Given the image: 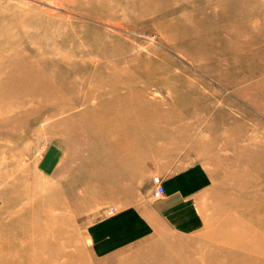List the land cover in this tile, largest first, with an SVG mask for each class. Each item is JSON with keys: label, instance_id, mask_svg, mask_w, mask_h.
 Listing matches in <instances>:
<instances>
[{"label": "rangeland", "instance_id": "rangeland-1", "mask_svg": "<svg viewBox=\"0 0 264 264\" xmlns=\"http://www.w3.org/2000/svg\"><path fill=\"white\" fill-rule=\"evenodd\" d=\"M0 42V264H264V0H0ZM188 170L183 234L152 192Z\"/></svg>", "mask_w": 264, "mask_h": 264}, {"label": "crops", "instance_id": "crops-1", "mask_svg": "<svg viewBox=\"0 0 264 264\" xmlns=\"http://www.w3.org/2000/svg\"><path fill=\"white\" fill-rule=\"evenodd\" d=\"M208 184L207 179L204 181L198 173L192 175L190 170L183 177L178 175L173 179L164 181L162 184L164 193L154 199L155 204L152 211L162 217L170 228L172 227L183 234L198 232L205 225L206 218L201 212L202 204L194 202L190 198H194ZM129 214L130 217L132 216L134 223L138 222L139 224L133 226L132 221H128L124 226L107 227L108 229L111 228L110 233L114 239L120 241L140 239L154 229L156 223L150 222L149 209L143 214V220L145 221L141 220L132 210L129 211ZM90 233L94 236L98 235L100 231L95 229Z\"/></svg>", "mask_w": 264, "mask_h": 264}, {"label": "bare ground", "instance_id": "bare-ground-1", "mask_svg": "<svg viewBox=\"0 0 264 264\" xmlns=\"http://www.w3.org/2000/svg\"><path fill=\"white\" fill-rule=\"evenodd\" d=\"M37 14V13H36ZM34 16V13H33V15H32V17ZM36 16V15H35ZM37 18V17H36ZM24 19V18H23ZM37 20V19H36ZM21 21V20H20ZM24 21V20H23ZM25 23V22H24ZM23 23V24H24ZM46 23V22H45ZM29 25V24H28ZM23 26V25H22ZM23 27H25V26H23ZM20 34V33H19ZM12 39V38H11ZM12 42V41H11ZM1 43V42H0ZM2 44V43H1ZM66 49V48H65ZM35 51V50H34ZM66 51V50H65ZM62 52H64V51H62ZM6 56H7V54H6ZM263 69V68H262ZM117 91V88L116 87H110L109 89H107V93H109V95H113V93L114 92H116ZM77 94V93H76ZM105 94V91H104V93H101V92H97L96 94H94L93 92H90L89 94H87L86 96H85V99L86 98H88V99H90V97H91V95H95V96H103ZM5 111V110H4ZM2 113H1V110H0V117H2V115H1ZM27 136V135H26ZM128 136V134L126 133V131L125 130H120L119 132H117L116 134H115V138L116 139H120L121 140V145H117L116 144V146H112V148H114V149H116V150H118V152L117 153H119V158L117 157V160H121L122 161V156H124L125 158H128V157H132V155H138V154H140V155H146V156H148V157H152V155L153 154H150V151L153 149V147L151 148L150 146L151 145H147V147H146V149L144 150L142 147H138V149H137V151L135 152V151H132V150H130V151H128L127 150V146H126V142L123 140L124 138H126ZM152 146H155L154 144L152 145ZM120 154H122L121 156H120ZM57 155V154H56ZM55 155V156H56ZM54 156V157H55ZM145 156V157H146ZM55 159V158H54ZM56 159H57V157H56ZM26 163V162H25ZM54 163V162H53ZM53 166V165H52ZM40 169V168H39ZM51 169V168H50ZM45 173V172H44ZM262 187V186H261ZM50 206H52V207H58V206H63L62 205V203L61 204H59V203H54V204H51ZM40 228H41V225H39V226H36V228H33V231L31 232V235L28 237V238H26L25 240H27L26 241V243L27 242H31V243H37L38 245H41V243H44V241H40V239H37L36 238V235H37V232H38V230H40ZM256 236V235H255ZM263 241L262 243H263V246H264V235L263 234H260V236H258V237H256V241L257 242H259V241ZM17 242H19V241H17ZM14 243H16L15 241H14ZM10 245H12V241H0V247L1 248H7V246H10ZM239 250V249H238ZM263 256H264V254H263ZM3 260H4V258H3ZM5 262V261H4ZM8 262V261H7ZM3 263V262H2ZM8 264V263H7Z\"/></svg>", "mask_w": 264, "mask_h": 264}, {"label": "built area", "instance_id": "built-area-1", "mask_svg": "<svg viewBox=\"0 0 264 264\" xmlns=\"http://www.w3.org/2000/svg\"><path fill=\"white\" fill-rule=\"evenodd\" d=\"M156 180V186L155 188L153 189V192H152V196L154 197H160L163 193V185H161L160 183H158L157 179ZM110 212L112 211V209L109 210Z\"/></svg>", "mask_w": 264, "mask_h": 264}]
</instances>
